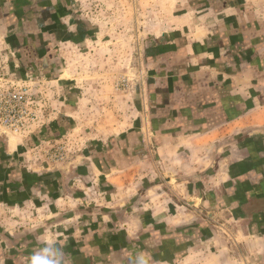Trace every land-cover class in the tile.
<instances>
[{"label": "crops", "instance_id": "0c3cea01", "mask_svg": "<svg viewBox=\"0 0 264 264\" xmlns=\"http://www.w3.org/2000/svg\"><path fill=\"white\" fill-rule=\"evenodd\" d=\"M0 51L73 145L0 132V264H264V0H0Z\"/></svg>", "mask_w": 264, "mask_h": 264}, {"label": "rangeland", "instance_id": "374dc122", "mask_svg": "<svg viewBox=\"0 0 264 264\" xmlns=\"http://www.w3.org/2000/svg\"><path fill=\"white\" fill-rule=\"evenodd\" d=\"M135 57L132 58V61L126 66L125 71L110 74L109 77L110 80L113 81L112 90L114 92L128 94L131 92L133 84L137 80H139L138 77L140 70L137 62V57ZM7 59L8 57L4 54V51H0V97L1 94L5 93V91H20L22 89H27L29 91V95H31L32 99L34 100V111L36 112V119L33 122H28L24 124L18 134H13L6 130V128L2 125V116L0 115V132L4 133L9 138L11 137L14 141H17L18 139H26L29 142L33 138L37 140L39 143V145H37V154L39 156L36 155L35 158L39 160L42 159L43 162L47 165L49 163L53 165V163L48 160V157L45 156V153L43 151L47 149H52L57 145H64V147H66L68 153V160L69 156L72 155L71 150L73 145H71V143L67 139L59 143H54L50 145L45 144L43 148H41V139L39 135L37 136V131L41 129V117L39 111L41 109V103H37V99H35V96L37 95L36 87L34 86L35 82L29 79L22 78L19 75L10 71L8 69L9 65L7 63ZM45 142L47 141H44L43 144Z\"/></svg>", "mask_w": 264, "mask_h": 264}, {"label": "built area", "instance_id": "2783aa9c", "mask_svg": "<svg viewBox=\"0 0 264 264\" xmlns=\"http://www.w3.org/2000/svg\"><path fill=\"white\" fill-rule=\"evenodd\" d=\"M142 74L139 72V79ZM0 115L2 125L13 134H18L24 124L36 119L34 100L27 89L20 91H5L0 97ZM52 163L64 162L68 153L64 145H57L43 151Z\"/></svg>", "mask_w": 264, "mask_h": 264}, {"label": "clouds", "instance_id": "9594fccd", "mask_svg": "<svg viewBox=\"0 0 264 264\" xmlns=\"http://www.w3.org/2000/svg\"><path fill=\"white\" fill-rule=\"evenodd\" d=\"M25 259L26 264H65V254L53 240L34 249ZM150 259L147 252L139 251L133 254L131 264H150Z\"/></svg>", "mask_w": 264, "mask_h": 264}]
</instances>
